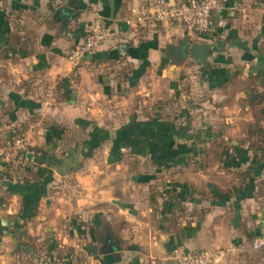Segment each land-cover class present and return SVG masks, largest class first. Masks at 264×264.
<instances>
[{
	"label": "crops",
	"instance_id": "1",
	"mask_svg": "<svg viewBox=\"0 0 264 264\" xmlns=\"http://www.w3.org/2000/svg\"><path fill=\"white\" fill-rule=\"evenodd\" d=\"M153 1L0 0L10 258L36 255L33 235L77 218L100 224V264H178L175 251L201 250L264 264L251 248L264 235V0H222L208 34L137 33L128 21ZM96 20L115 35L75 66ZM184 40L212 47L205 66L171 50ZM16 136L20 166L3 157Z\"/></svg>",
	"mask_w": 264,
	"mask_h": 264
},
{
	"label": "built area",
	"instance_id": "2",
	"mask_svg": "<svg viewBox=\"0 0 264 264\" xmlns=\"http://www.w3.org/2000/svg\"><path fill=\"white\" fill-rule=\"evenodd\" d=\"M222 8V0H185L168 4L163 0H154L146 12H140L128 23L140 33L147 29L149 33H156L164 25H181L190 34L204 35L212 30L214 14ZM114 31L101 20L94 21L87 29L82 43L74 47L69 60L77 66L87 54L96 52L105 42L114 36ZM26 143L24 138H15L9 145L3 157L13 166H20L25 162ZM254 251L264 250V235L257 237L251 244ZM222 256L221 251H175L178 264H218Z\"/></svg>",
	"mask_w": 264,
	"mask_h": 264
},
{
	"label": "rangeland",
	"instance_id": "3",
	"mask_svg": "<svg viewBox=\"0 0 264 264\" xmlns=\"http://www.w3.org/2000/svg\"><path fill=\"white\" fill-rule=\"evenodd\" d=\"M100 222V219H99ZM72 228V229H70ZM92 222L90 219H67L57 230L50 228L43 230L39 235H33L34 246L36 247V255L32 252L17 253V257H9L11 251L8 241H0V264L13 261V264H100V224L92 230ZM94 231V232H91ZM96 235V236H95ZM52 237V246H56L57 251L50 252L49 238ZM55 243V244H54ZM38 244V245H36ZM74 249H69V247ZM91 247V249H87ZM96 254V255H95ZM12 260V261H11Z\"/></svg>",
	"mask_w": 264,
	"mask_h": 264
},
{
	"label": "water",
	"instance_id": "4",
	"mask_svg": "<svg viewBox=\"0 0 264 264\" xmlns=\"http://www.w3.org/2000/svg\"><path fill=\"white\" fill-rule=\"evenodd\" d=\"M171 50L183 57L190 55L197 59L196 61L200 65L205 66L210 58L212 47L208 44L192 43L190 40H184L178 46H173Z\"/></svg>",
	"mask_w": 264,
	"mask_h": 264
},
{
	"label": "trees",
	"instance_id": "5",
	"mask_svg": "<svg viewBox=\"0 0 264 264\" xmlns=\"http://www.w3.org/2000/svg\"><path fill=\"white\" fill-rule=\"evenodd\" d=\"M15 138H18V136H16V137H13V138H11V139H9L8 140V147H9V145L14 141V139ZM19 138H22V137H19ZM254 146H256V144H254ZM257 147V146H256ZM258 148V147H257ZM25 155V159H27L26 157H27V154H24Z\"/></svg>",
	"mask_w": 264,
	"mask_h": 264
}]
</instances>
